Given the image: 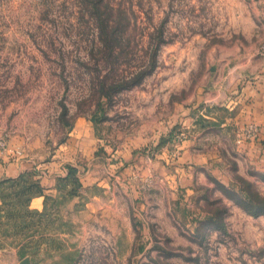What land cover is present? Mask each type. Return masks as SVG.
Listing matches in <instances>:
<instances>
[{
  "label": "rangeland",
  "instance_id": "obj_1",
  "mask_svg": "<svg viewBox=\"0 0 264 264\" xmlns=\"http://www.w3.org/2000/svg\"><path fill=\"white\" fill-rule=\"evenodd\" d=\"M263 62L264 0H0V148L31 163L0 179V264H264V164L207 104ZM185 107L221 178L117 163ZM86 121L91 157L65 145Z\"/></svg>",
  "mask_w": 264,
  "mask_h": 264
},
{
  "label": "crops",
  "instance_id": "obj_2",
  "mask_svg": "<svg viewBox=\"0 0 264 264\" xmlns=\"http://www.w3.org/2000/svg\"><path fill=\"white\" fill-rule=\"evenodd\" d=\"M219 91L221 93L216 97L213 96L211 102L207 99L209 101L207 104L226 105L230 108L232 115L227 120H232L233 130L238 137V148L245 152L252 162L257 161L261 164L259 166H262L264 164V62L253 76L248 78L238 76L230 82L227 89ZM198 112L203 118H208L209 120L205 119L207 121L217 119L215 115H210L203 109L182 108L171 118L159 122L154 129V134H149L145 138L142 136L141 141L136 143L135 141L123 143L124 146L121 144V147L115 149L118 152L114 154L118 156L117 163L125 165L130 159L141 168L145 159L149 171H160L161 178L175 187L192 185L198 171L203 169H208L221 178L219 174L225 171L224 157L218 150L203 144L204 131H198L199 127H197L199 126ZM250 124L260 126V136L243 138V129ZM75 131L76 133L65 145L70 149L85 147L89 157L94 156L99 146L98 140L101 138H98L94 124L90 121L79 123ZM143 143L146 147L142 146ZM19 146L15 140L11 139L9 148L13 154L9 156L5 155L0 148V179L19 176L31 167L24 150L23 155L16 153L15 149ZM103 146L108 151L105 142ZM110 153V158H113V152L110 151ZM112 165L116 167L114 162L111 163ZM2 199L0 192V203Z\"/></svg>",
  "mask_w": 264,
  "mask_h": 264
},
{
  "label": "built area",
  "instance_id": "obj_3",
  "mask_svg": "<svg viewBox=\"0 0 264 264\" xmlns=\"http://www.w3.org/2000/svg\"><path fill=\"white\" fill-rule=\"evenodd\" d=\"M260 127L255 124H250L243 129V138H253L258 134Z\"/></svg>",
  "mask_w": 264,
  "mask_h": 264
}]
</instances>
